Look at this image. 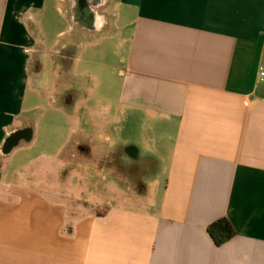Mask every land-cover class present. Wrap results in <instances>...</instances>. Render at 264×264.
Instances as JSON below:
<instances>
[{
	"label": "crops",
	"instance_id": "obj_1",
	"mask_svg": "<svg viewBox=\"0 0 264 264\" xmlns=\"http://www.w3.org/2000/svg\"><path fill=\"white\" fill-rule=\"evenodd\" d=\"M56 1L89 34L115 20L131 30L117 105L122 125L129 110L141 115V137L109 142L105 155L122 146L141 161L142 198L80 215L17 180L11 157L37 137L33 86L64 71L77 47L56 43L69 29L40 37L50 0H0V264H264V0H98L92 28L72 0ZM221 218L237 236L218 247L208 227Z\"/></svg>",
	"mask_w": 264,
	"mask_h": 264
},
{
	"label": "rangeland",
	"instance_id": "obj_2",
	"mask_svg": "<svg viewBox=\"0 0 264 264\" xmlns=\"http://www.w3.org/2000/svg\"><path fill=\"white\" fill-rule=\"evenodd\" d=\"M57 7L62 11L67 8L50 0L46 29L40 37L56 41L59 31L69 29L56 43L75 40V60L63 62L64 71L49 72L33 86L32 104L40 106L31 125L37 137L18 147L11 157L17 180L25 182L27 175L30 184L45 187L47 195L63 200L80 215L102 213L115 202L138 205L142 198L141 161L132 160L122 146L115 147L110 157L105 155L109 142L138 143L141 137V125L137 124L141 115L129 110L131 122L122 125L127 110L123 112L117 105L131 30L116 26L115 20L104 32L89 34L71 26ZM111 11L116 10L112 7L106 14ZM68 92L79 96L75 106L65 102ZM143 177L153 192L157 180L148 174Z\"/></svg>",
	"mask_w": 264,
	"mask_h": 264
},
{
	"label": "trees",
	"instance_id": "obj_3",
	"mask_svg": "<svg viewBox=\"0 0 264 264\" xmlns=\"http://www.w3.org/2000/svg\"><path fill=\"white\" fill-rule=\"evenodd\" d=\"M30 130H32V128H30ZM16 134H14L13 136H15ZM13 136L9 138L7 144L5 145L6 151H10L13 147H15V145H17L16 143H11V139ZM208 233L214 241L215 245H217L218 247L225 245L237 236V231L233 223L228 218H221L213 222L208 227Z\"/></svg>",
	"mask_w": 264,
	"mask_h": 264
},
{
	"label": "flooded vegetation",
	"instance_id": "obj_4",
	"mask_svg": "<svg viewBox=\"0 0 264 264\" xmlns=\"http://www.w3.org/2000/svg\"><path fill=\"white\" fill-rule=\"evenodd\" d=\"M96 2H98V0H93L92 3L94 4ZM72 7H73L74 14H75V18L79 24L89 27V28H92L93 26L99 24L98 19L95 15L87 16V14L84 13V10L80 6V4H78V0H72ZM72 97L73 95L71 93L67 94L65 96V101L66 102L71 101ZM25 135H27V131L16 134L15 136L12 137L11 143H14L18 137H24ZM129 153L132 156H135L133 150H129Z\"/></svg>",
	"mask_w": 264,
	"mask_h": 264
},
{
	"label": "water",
	"instance_id": "obj_5",
	"mask_svg": "<svg viewBox=\"0 0 264 264\" xmlns=\"http://www.w3.org/2000/svg\"><path fill=\"white\" fill-rule=\"evenodd\" d=\"M93 2V0H78V4H80V6L82 7V9L84 10V13L87 14V16H92L95 15V13L92 12V10L90 9L91 3ZM25 138H30L31 137V132L27 131V135L24 136ZM22 137H18L14 143H18L19 140Z\"/></svg>",
	"mask_w": 264,
	"mask_h": 264
},
{
	"label": "built area",
	"instance_id": "obj_6",
	"mask_svg": "<svg viewBox=\"0 0 264 264\" xmlns=\"http://www.w3.org/2000/svg\"><path fill=\"white\" fill-rule=\"evenodd\" d=\"M260 76H261V81H264V70L263 69L261 70Z\"/></svg>",
	"mask_w": 264,
	"mask_h": 264
}]
</instances>
